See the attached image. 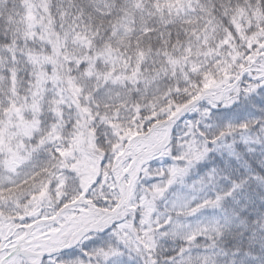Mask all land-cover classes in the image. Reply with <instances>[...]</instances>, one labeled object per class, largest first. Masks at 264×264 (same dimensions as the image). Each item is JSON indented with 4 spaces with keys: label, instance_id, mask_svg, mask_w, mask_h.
I'll return each mask as SVG.
<instances>
[{
    "label": "snow or ice",
    "instance_id": "6c2138e0",
    "mask_svg": "<svg viewBox=\"0 0 264 264\" xmlns=\"http://www.w3.org/2000/svg\"><path fill=\"white\" fill-rule=\"evenodd\" d=\"M0 264H264V0H0Z\"/></svg>",
    "mask_w": 264,
    "mask_h": 264
}]
</instances>
